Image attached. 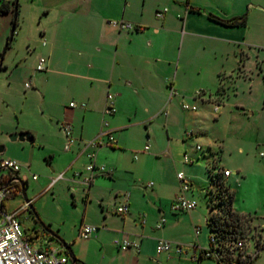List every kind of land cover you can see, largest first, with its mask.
<instances>
[{"label": "crops", "instance_id": "obj_1", "mask_svg": "<svg viewBox=\"0 0 264 264\" xmlns=\"http://www.w3.org/2000/svg\"><path fill=\"white\" fill-rule=\"evenodd\" d=\"M34 2L44 18L42 35L46 48V69L34 71L36 83L32 84L33 94L42 102V112L38 115L42 127L6 125L8 132L29 130L32 136L31 141L17 139L10 143L6 158L16 160L21 164L20 170L28 171L27 159L39 149L40 157L48 165L43 172L57 175L63 172V176H68L66 183L72 200L85 201V211L72 233L59 230L57 234L68 243L80 264H188L185 253L169 256L157 253L155 248L158 238L201 246L199 236L203 228L199 223L202 219L195 213L200 209L201 194H206L209 177L208 171L203 170L206 166L184 160V153L201 150L188 141L196 134L192 132L188 137L186 127L196 120V105L217 102L219 116L228 88L248 76L246 67L251 52L260 51H253L254 48L264 52V0ZM163 7L167 9L163 17L156 18L155 11ZM208 13L223 19L246 14L245 23L224 25L208 18ZM117 19L139 24L143 29L119 30L109 23ZM251 28L256 35L250 34ZM206 48L216 59L210 84L203 79L202 67L196 58ZM229 58L235 60L236 66L225 69L222 62ZM255 66L256 74L260 73L263 79L264 65L257 62ZM21 72V66H16L11 77L22 80L27 73ZM197 90H201L199 96L195 95ZM107 93H111L115 109L109 115L103 114ZM70 101L76 103L71 119L75 140L66 148L59 123L67 119L65 113ZM181 104L188 106L187 113L179 111ZM164 107H172L174 115H164ZM236 107L246 112L244 106ZM101 118H106V128L111 131L114 143L109 142L106 134L99 133L103 128ZM159 118L170 135L163 150L159 141L150 135L152 123ZM141 126L151 144L145 143L146 150L144 145L140 150L133 145L132 135ZM178 129L182 133L178 131L173 136ZM88 139L96 140L98 145L85 146L90 142ZM169 140H174V144ZM159 152H164L165 160ZM180 152L183 161L176 156ZM89 154L106 170L97 172L86 184L83 175L75 173L83 171ZM200 158L195 153V159ZM199 168L203 170L201 174L197 171ZM177 171H183L191 181L185 196L197 201L189 212L170 209L171 201L179 192ZM230 176L231 171L225 177ZM20 177H26L24 183L27 182V175ZM46 182L42 178L39 183L48 191L51 187L49 183L44 186ZM149 182H152L150 186ZM121 203L128 205L125 214L115 212ZM95 204L99 205L101 215L91 217L87 208ZM160 217L165 222L156 228ZM203 218L206 221L207 215ZM83 223L96 227L87 239L78 236ZM197 225L201 231L195 235ZM115 238L127 239L134 245L118 248L113 243ZM57 249L62 250V246Z\"/></svg>", "mask_w": 264, "mask_h": 264}, {"label": "rangeland", "instance_id": "obj_2", "mask_svg": "<svg viewBox=\"0 0 264 264\" xmlns=\"http://www.w3.org/2000/svg\"><path fill=\"white\" fill-rule=\"evenodd\" d=\"M8 1L13 6L14 0ZM11 17L12 10L0 14V51L5 44L10 29ZM43 23L44 18L41 17L34 0H17L14 33L9 46L4 52L0 69V146L3 148L0 151V159L6 158L5 152L9 150L10 143L15 141L9 139V134L18 132L6 131V125L33 129L42 127V120L38 116L42 102L37 95L33 94L32 84L36 83L34 71L39 57L44 56L46 58V48L43 46L44 38L42 35ZM250 34L256 35L252 28ZM253 51L259 52H251L250 54L246 67L248 76L245 77L244 81L236 83L233 88H228V97L224 100L221 114L218 116L219 111L214 110L215 102L196 105L195 112L198 114L196 120L193 122L194 124H190L186 128L196 134L195 138H189L188 141L201 146V150L189 152L188 154L190 159L194 160V164L200 163V165L206 166L203 169L205 171L212 168V166L215 170L220 168L231 171L230 177L222 176L223 184L228 189V193H232L230 197L231 207L235 212H238L237 209L241 210V213H245L251 220L248 224L249 228L252 229L253 227L252 232L255 231L258 234L257 243L259 245L256 256L250 264H264V206L261 203L260 180L252 181L255 188L254 192L244 193L240 191L241 186L249 182V177H264V157L259 155L260 151H264V78L262 79L260 73L256 74L255 66L257 62L259 65H264V52L261 49L256 50V48ZM196 58L198 64L202 67L203 79L210 84L213 80L211 68L216 65L215 57L206 48L196 54ZM222 63L225 69L236 66L235 60L230 58ZM16 66H21V73H27L22 80L11 77V72ZM248 77H251L252 80L250 81ZM24 81H30L31 87L26 88ZM197 93H201V90L195 91V95L199 96ZM236 105L244 106L246 112L242 110L243 108L236 107ZM178 108L179 111L188 112V109L183 108L182 104ZM163 114L174 115L172 107H164ZM214 115H217V117H214ZM104 121H107L106 118H101V125ZM137 129L132 135V138H134L133 145L138 150L146 142L150 146L149 140L147 141L145 138L144 132L146 130L142 129V126ZM152 129L150 135L159 141L158 143L163 150L170 135L160 118L152 123ZM26 131L30 132L29 130ZM178 131L182 133L178 129L176 135L173 136H177ZM173 141L170 142L174 144ZM195 153L199 154L201 158L195 159ZM158 154L162 160H165L166 155L164 152ZM176 156L183 161L181 152L176 153ZM27 161L30 163L29 170L25 169L24 171V169H21L18 174L19 176H28L24 187L25 195L28 199H31V206H28L27 211L19 212L17 217L21 221L25 232L31 236L34 246H44L46 241L50 247L58 248L61 244L57 237L63 238L57 234V231L64 230L66 233H72L74 225L76 226L77 222L83 217L85 211L83 202L85 201L72 200V195L66 183L68 180L67 175L51 183L57 174L43 172L45 166L48 168V165L40 157L39 149H35ZM203 170L199 168L197 171L201 174ZM32 174L36 175L37 180L31 179ZM42 178L47 180L44 186L49 183L50 190H43L42 183H39ZM146 180L150 181V179ZM207 197V192L205 196L201 194L198 201L200 209L195 213L198 218L202 219L199 223L203 228L199 236L202 247H209L210 234L203 217L206 215L208 217L213 213L208 206ZM23 201L22 193L14 194L7 200V208L9 210L17 208ZM87 213L91 217L92 215L100 216L99 205H88ZM50 232H53L57 237ZM250 243L251 250L254 251L253 241L250 240ZM188 264H216V261L211 258H202L196 262L189 260Z\"/></svg>", "mask_w": 264, "mask_h": 264}, {"label": "built area", "instance_id": "obj_3", "mask_svg": "<svg viewBox=\"0 0 264 264\" xmlns=\"http://www.w3.org/2000/svg\"><path fill=\"white\" fill-rule=\"evenodd\" d=\"M166 10V7L156 10L155 17L162 18ZM109 23L117 29L124 31H137L143 29V26L125 19L110 20ZM45 69L46 58L44 56H40L35 70L44 71ZM30 86V81L25 82L26 88ZM197 94L199 95L200 93ZM73 102L74 101H70L68 106L70 107ZM182 106L183 108H188L185 104H182ZM217 108L218 103L216 102L214 110L216 111ZM114 110L113 97L111 93H107L103 107V114H112ZM59 126L65 136V147L67 148L75 140L72 136L71 124L69 125L67 119H65L59 123ZM106 126L107 122L104 121L102 124L103 128L100 129L99 133L106 134L109 142L114 143V138L110 134L111 131L107 129ZM186 134L188 137L193 135L191 131H188ZM84 145L97 146L98 143L94 140ZM200 148L201 146L199 144H195V149ZM146 149H148L147 144L143 146V150ZM259 155L264 157V151H260ZM184 160L186 162H191L187 153H184ZM20 168L21 164L14 159H0V187L4 186L0 189V264H71L68 254L63 249L58 250L57 248H52L46 241L44 246H34L32 244L31 236L25 232L21 225V221L17 217L19 212L28 210V206L30 204L29 199L28 201H23V203L17 208L12 210L7 208V200L10 199L12 195L21 193V184L18 180H16V178L18 177L22 181H26V177H20L17 174ZM208 169H211V172L208 173L209 183L210 174L212 175L213 173H218L222 178V176H228L230 173L227 169L216 168L215 170L214 166ZM105 170L104 165L97 164L94 160L93 154H89V161L85 164L83 171L76 172L75 174L78 176L82 174L83 182L89 184L92 177L97 172H104ZM62 177L63 172L58 173V175L52 179L51 183ZM31 178L35 179L36 175L32 174ZM176 178L179 182V192L171 201L170 209L173 212H189L197 205V201L195 199L187 198L184 194V192L189 189L191 181L183 171H177ZM6 183L8 184L5 185ZM151 184L152 182L147 183L148 186ZM208 187L211 189L213 188L211 184ZM127 211L128 205L126 203H121L115 207V212L118 214H125ZM242 216L246 218L248 217L247 215ZM164 222L165 219L160 217L156 222L155 227L160 228ZM249 222H251V220L244 222L241 225L239 232L227 234L229 235L227 237H222V235L218 232L209 231V247H202L193 242L185 244L173 242L164 238H158L155 246L156 252H164L169 256L174 254L182 256L185 253L186 258L192 262H196L202 258H211L216 261V264H250L256 256L259 244L257 243L258 234L255 233V231L252 232L254 229L253 227L252 229L249 228ZM95 229L96 227L93 225L81 224L78 236L81 239H87ZM200 231V226L197 225L194 227L195 235H198ZM250 240L253 241V245L255 246L254 251L251 250ZM113 243L121 249L134 245V242L132 241L118 238H115Z\"/></svg>", "mask_w": 264, "mask_h": 264}, {"label": "trees", "instance_id": "obj_4", "mask_svg": "<svg viewBox=\"0 0 264 264\" xmlns=\"http://www.w3.org/2000/svg\"><path fill=\"white\" fill-rule=\"evenodd\" d=\"M12 8L13 6L8 0H0V14L7 13L11 11ZM245 17L246 14H242L239 17L223 19L208 13V18L229 26L243 25L245 23ZM207 171L210 173L211 169H207ZM210 184L213 186V188H207L208 206L214 212L206 218V224L209 231L218 232L220 235H222V237H227L229 236L227 234H232L233 232H239L241 225L250 219L248 217L246 218L242 215H239L231 208L230 197L232 194L228 193V190L225 188L220 174H210ZM29 206H31V203ZM74 264H80V261L76 259Z\"/></svg>", "mask_w": 264, "mask_h": 264}, {"label": "water", "instance_id": "obj_5", "mask_svg": "<svg viewBox=\"0 0 264 264\" xmlns=\"http://www.w3.org/2000/svg\"><path fill=\"white\" fill-rule=\"evenodd\" d=\"M16 16H17V0L13 1V8H12V17H11V23H10V29L7 35V39L5 41V44L3 46V48L0 51V69L2 67V59H3V55L4 52L6 50V48L9 46L11 40H12V36L14 33V28H15V21H16ZM9 139L14 141V140H20V141H31L32 136L30 135V133L28 131H18V132H13L9 134ZM2 147L0 146V151H2ZM16 180H18L21 184V193L23 195L24 201H28L27 196L25 195V187H24V181H22L20 178H16ZM8 183H6L5 185H7ZM4 187V186H2ZM0 187V189L2 188ZM53 236H55L53 234V232H50ZM57 237V236H55ZM58 241L60 242L62 249L68 254L69 259L71 261V264H74L76 262V257L73 255L70 246L68 245V243H66L63 239L57 237Z\"/></svg>", "mask_w": 264, "mask_h": 264}, {"label": "snow or ice", "instance_id": "obj_6", "mask_svg": "<svg viewBox=\"0 0 264 264\" xmlns=\"http://www.w3.org/2000/svg\"><path fill=\"white\" fill-rule=\"evenodd\" d=\"M41 95H43V94L41 93ZM75 107H76V105L73 102V104L70 106V108L68 110H66L65 115L67 117V121H68L69 125L71 124L72 114H73V110L75 109ZM41 112H42V110H41ZM256 179L260 180V184H261V188H260L261 203H262V206H264V177H259V178L249 177V182L244 184V185H242L240 191L244 192V193H252V192H254L255 188L252 185V181H254Z\"/></svg>", "mask_w": 264, "mask_h": 264}]
</instances>
